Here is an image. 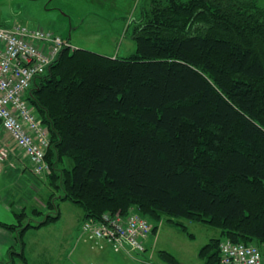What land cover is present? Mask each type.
<instances>
[{
	"label": "trees",
	"instance_id": "obj_1",
	"mask_svg": "<svg viewBox=\"0 0 264 264\" xmlns=\"http://www.w3.org/2000/svg\"><path fill=\"white\" fill-rule=\"evenodd\" d=\"M138 14L126 29L133 54L65 48L32 80L25 100L49 135L51 193L40 221L30 222L42 215L37 207L0 227L16 231L21 251L24 233L57 222L60 204L69 202L82 222L134 211L153 223L151 232L167 220L187 234L178 219L215 228L220 238L198 251L203 264H220L224 241L259 250L264 7L257 0H139ZM9 253L27 263L22 251ZM160 258L178 264L168 252Z\"/></svg>",
	"mask_w": 264,
	"mask_h": 264
},
{
	"label": "rangeland",
	"instance_id": "obj_2",
	"mask_svg": "<svg viewBox=\"0 0 264 264\" xmlns=\"http://www.w3.org/2000/svg\"><path fill=\"white\" fill-rule=\"evenodd\" d=\"M257 2L264 7V0ZM138 10L139 0H0V24L40 26L64 39L69 38L68 42L74 48L122 58L135 51L131 29H126L138 19ZM37 178L44 183L43 192L39 195L46 201V194L51 193L45 184L46 177L42 175ZM38 210L42 215L31 217L36 222L40 221L46 212L45 209ZM80 211L79 207L65 203L59 222L57 221L58 225L66 220L71 223L73 216L76 213L79 215ZM178 222L186 227L187 234L192 237L181 231L179 226L162 220L156 224L157 230L151 232L144 243L143 251L137 255L125 251L115 253L112 246L105 242L87 240L79 229L81 237L89 242L84 244L83 264H167L160 258V253L163 252L174 256L178 264H203L198 257V251L211 239L220 238V231L184 219H178ZM104 246L106 249H103ZM259 248L264 264V245Z\"/></svg>",
	"mask_w": 264,
	"mask_h": 264
},
{
	"label": "built area",
	"instance_id": "obj_3",
	"mask_svg": "<svg viewBox=\"0 0 264 264\" xmlns=\"http://www.w3.org/2000/svg\"><path fill=\"white\" fill-rule=\"evenodd\" d=\"M65 48H75L54 32L40 26H0V127L12 139L31 172L42 176L49 172L45 154L49 135L37 114L25 100L32 80ZM9 157V149L0 141V171ZM151 232L147 220L134 211L127 215L104 213L99 219H87L81 233L87 240L105 242L115 253L143 251ZM220 264H261L254 245L224 241L220 245Z\"/></svg>",
	"mask_w": 264,
	"mask_h": 264
},
{
	"label": "crops",
	"instance_id": "obj_4",
	"mask_svg": "<svg viewBox=\"0 0 264 264\" xmlns=\"http://www.w3.org/2000/svg\"><path fill=\"white\" fill-rule=\"evenodd\" d=\"M0 141L9 149V157L0 171V222L13 225L15 215L24 212L30 217L35 208L43 207L44 197L40 195L44 183L33 175L28 159L22 158L12 139L1 127ZM49 194L50 192L46 194V198ZM64 204L65 202L60 204V213ZM81 217L80 211L79 215L76 213L73 216L71 223L66 220L58 225V221L39 229L27 230L23 237L25 244L21 248L27 260L26 264H83L84 244L89 242L80 234ZM32 221L30 219L31 223ZM15 235L16 231L0 227V262L13 259L16 264H23L19 258L9 253L21 252ZM103 249H106V246Z\"/></svg>",
	"mask_w": 264,
	"mask_h": 264
},
{
	"label": "flooded vegetation",
	"instance_id": "obj_5",
	"mask_svg": "<svg viewBox=\"0 0 264 264\" xmlns=\"http://www.w3.org/2000/svg\"><path fill=\"white\" fill-rule=\"evenodd\" d=\"M44 3H45V1H44Z\"/></svg>",
	"mask_w": 264,
	"mask_h": 264
}]
</instances>
